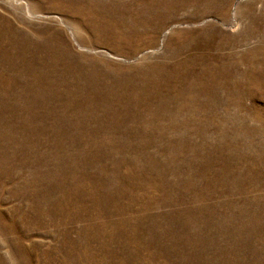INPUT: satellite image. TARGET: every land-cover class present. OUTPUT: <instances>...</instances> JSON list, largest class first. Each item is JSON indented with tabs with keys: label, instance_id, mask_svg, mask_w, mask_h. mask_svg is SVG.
I'll return each instance as SVG.
<instances>
[{
	"label": "rangeland",
	"instance_id": "374dc122",
	"mask_svg": "<svg viewBox=\"0 0 264 264\" xmlns=\"http://www.w3.org/2000/svg\"><path fill=\"white\" fill-rule=\"evenodd\" d=\"M0 264H264V0H0Z\"/></svg>",
	"mask_w": 264,
	"mask_h": 264
}]
</instances>
